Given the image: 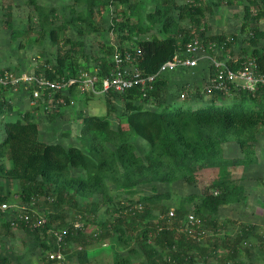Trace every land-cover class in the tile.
Segmentation results:
<instances>
[{
	"label": "trees",
	"instance_id": "16d2710c",
	"mask_svg": "<svg viewBox=\"0 0 264 264\" xmlns=\"http://www.w3.org/2000/svg\"><path fill=\"white\" fill-rule=\"evenodd\" d=\"M152 1L155 3L153 9L143 13L144 0H74L73 12L78 5H84V9L71 19L63 18L58 22L59 13L55 7L40 0H27L37 20L29 15L30 23L23 28L15 27L10 2L6 4L4 28L11 31V40L20 49L32 39L47 35L58 46L59 53L55 64L37 67L35 74L41 75L44 69L42 74L47 78L69 79L88 70L79 68L87 61L84 43L73 41L67 35L71 23L82 22L84 30L99 31L96 15L102 16L111 10L109 28L117 29L122 43L118 46L100 43L98 69L88 70L97 74L98 89L102 88L103 78L114 65L116 51L137 56L143 74L152 75L157 74L166 61L183 55L187 43L196 38H202L206 47L214 44L231 54L239 33L244 34L248 42L241 49L246 55L229 56L226 63L238 69L243 62L252 60L256 71L264 74V28L259 24L264 16V0H243L240 31L229 35L207 33L208 24L202 22L207 11L203 0ZM125 5L127 9L123 8ZM186 18L195 27L194 31L181 23L180 20ZM79 32L83 33V28ZM125 40H130L132 45L125 47ZM5 71L1 68L0 74ZM209 71L211 76L215 75L216 66L211 65ZM10 85L0 84V114L13 109L6 97ZM231 86L229 93L214 90L210 101L201 98L198 92L196 95L202 100L193 103L203 104L198 107L187 97L194 92L182 91L178 85L174 88L167 74L157 77L146 96L139 85L120 93L110 90L106 92V114L82 115L81 145L66 146L61 141L40 138L39 123L32 111L23 113L22 118H8L4 121V137L0 140V176L20 182L25 202L38 203L43 198L52 209L44 212L46 223L36 226L32 217L27 221L15 214L8 220L7 209L0 208V224L8 229L12 224L17 225L34 235L33 247L47 249L51 262L59 259L50 258V253L61 249L65 256L63 247L71 241L78 242L79 258H87V249L79 244L86 243L88 223L92 222L98 224L92 238L111 237L114 244L129 246L126 254L121 252L113 264H134L133 256L140 254L139 251L144 258L137 264H194L197 257L210 256H216L218 264H240L236 256L242 243L249 236L257 235L254 224L241 223L235 238L216 236L208 245L200 241V235L207 229L205 226L220 229L216 216L222 206L248 198L246 182L235 178L231 169L261 162L257 146L259 133L264 134V85L255 92ZM75 88L72 84L54 95L67 99ZM230 94L238 96L227 104L225 99ZM115 96L125 104L116 124L111 117L117 111ZM225 143L240 148L241 154L226 155ZM178 181L194 182L198 189L183 195L180 205L170 215L169 209L164 207L165 200L171 197L168 186ZM161 185L166 186L165 189ZM147 186L150 190H146ZM82 198L89 200L80 203ZM196 199H199L196 209L200 217L191 223L187 204ZM9 200L0 186V203ZM69 206L77 211L73 221L67 223L62 212ZM104 207L106 218L99 215ZM54 218H62V222L68 224L67 230L54 228L55 236L46 240L40 232L51 230ZM195 231L198 235L192 236ZM58 234L63 235L61 242ZM136 239L139 240L138 248L133 244ZM261 239L260 252L264 258V236ZM2 244L0 242V264H13L12 258L4 254ZM220 248L228 250L222 258L218 255ZM9 251L17 257L14 246H10ZM246 252L253 255L250 247H246Z\"/></svg>",
	"mask_w": 264,
	"mask_h": 264
},
{
	"label": "rangeland",
	"instance_id": "374dc122",
	"mask_svg": "<svg viewBox=\"0 0 264 264\" xmlns=\"http://www.w3.org/2000/svg\"><path fill=\"white\" fill-rule=\"evenodd\" d=\"M43 4L55 7L59 13L58 22L63 21V18L71 19L77 11L80 12L84 9V5L76 6V12L71 10L74 0H40ZM180 1V0H177ZM188 1V0H183ZM203 0V6L207 8L206 16L203 18V23L208 24V34H233L240 31L244 5L243 0ZM12 3L13 15L15 27L23 28L29 25V15L34 20H37V16L31 13L27 0H0V69L9 70L18 76L23 74L37 73V67H46L55 64L56 58L59 53V48L54 44L47 35H43L37 39H32L31 42L23 49L17 47L16 42H13L10 37L11 31L4 28V22L6 18V4ZM155 3L152 0H144V4L141 8V12L146 13L153 9ZM127 9L126 5L123 7ZM264 8V5H263ZM112 11L106 12L104 15H96L97 23L101 30L99 31H86L82 22L74 21L71 23L67 35L73 41H80L84 43L85 54L87 55V61L84 66L79 68L88 69L94 71L98 69L97 57L99 56L100 43H111L116 46L122 42L121 36L117 34V29L109 28L112 25ZM8 17V16H7ZM186 28L195 30V27L191 26L189 18L180 20ZM260 26L264 28V16L259 22ZM203 25V24H202ZM83 28V33L79 32V29ZM248 44L244 34L239 33V39L234 42L232 46V53L226 51L224 48L220 50L216 45L211 44L210 47L204 46L203 39L201 38L200 52L198 53L199 64L187 69L185 74L177 71L169 73L171 83L174 88L176 85L182 87V91H193L191 95H187L191 99V104L196 102L195 100L203 98L210 101L213 99V92L207 91L211 72L210 66L215 62H224L229 56L240 58L246 55L242 53L243 46ZM123 45L130 47L132 43L130 40H125ZM248 53V52H247ZM46 64V65H44ZM41 72L39 76H45ZM180 71V70H178ZM196 71V72H193ZM191 73V74H190ZM182 75V76H181ZM187 76V77H186ZM183 77H186L183 79ZM6 92V97L11 100L13 105L11 115L13 118H22L23 113L26 111H33L34 119L39 123L40 135L39 137L46 141H61L66 146L81 145L79 138V127L81 126V117L83 114H106V92L92 93L91 90H82L76 85L73 93L64 98L62 96V102L56 106L46 103V101L40 99L38 103H33V91L38 88L36 83L24 82L22 80L19 85L11 84ZM201 93L202 97L197 96V93ZM31 95V96H30ZM238 94H230L226 97L227 104L234 101ZM114 105L117 107V111L114 112L111 117L116 124L119 120V116L124 111L125 104L120 97L115 96ZM239 99V98H237ZM69 100V101H67ZM202 100V99H201ZM200 103L193 104L198 107ZM7 113L0 114V140L4 137L3 124L8 118H11ZM15 112H19L16 114ZM226 155H238L241 154L240 148L234 145L225 143ZM257 154L261 158V162L252 166H238L233 167V176L237 179L246 182L248 198L243 202L230 203L220 208L218 215L216 216L218 222V228L214 226H205L207 229L201 234L200 241L204 245H208L212 239L216 236L229 235L230 238H235L240 231L241 223H248L255 225L256 234L249 236L243 243L240 253L236 256V260L240 264L249 263H263L264 258L260 252L261 236H264V134L259 133V141L257 146ZM6 162V160H5ZM9 164V163H8ZM0 186L10 197L9 204L11 207L7 209L8 220L12 219L15 214L17 215L20 210L26 208V211L31 214L32 221L36 226H42L46 223L47 218L44 217V212L52 209L50 203H45L44 199L38 200V203L25 202L22 198L21 184L18 180H6L0 176ZM166 186L161 188L165 189ZM171 190V197L166 199V209L177 208L183 198V195L193 193L197 191L198 186L196 183L188 181H178L169 185ZM146 190H150L147 186ZM115 194L116 191L113 190ZM88 198L80 199V203H85ZM190 214L195 215V222L199 219V213L196 206L199 205V199L192 202H188ZM171 208V209H170ZM105 207L100 209L99 215L102 218L108 217L104 211ZM76 208L69 206L63 213L65 222L70 223L74 219ZM108 213V212H107ZM190 218V215H189ZM62 218H54L52 221V229H48L47 232L41 231L40 235L46 240H52L55 236L54 228H62V231L67 230V225L62 222ZM89 227L86 232V243L79 244L84 246L88 251V257L79 258L78 242L71 241L64 245L65 257L59 261L51 262L47 258V249H43L42 246L34 245V235H29L23 228L13 225L11 228H6L0 224V242L3 243L1 248L4 250V254H8L12 258L13 264H113L116 257H120L121 252L128 251V247L122 243H113L112 238H92L91 234L97 230L98 224L89 222ZM57 226V227H56ZM198 231L192 233V236L198 235ZM139 240H135L133 244L139 246ZM5 244V245H4ZM14 246L17 257L11 255L9 247ZM246 247H250L252 254L246 252ZM226 248H220L219 257L226 256ZM134 255V264L144 258L142 252ZM194 264H218V258L216 256H210L208 258H199ZM232 264V262H231Z\"/></svg>",
	"mask_w": 264,
	"mask_h": 264
},
{
	"label": "built area",
	"instance_id": "2783aa9c",
	"mask_svg": "<svg viewBox=\"0 0 264 264\" xmlns=\"http://www.w3.org/2000/svg\"><path fill=\"white\" fill-rule=\"evenodd\" d=\"M202 48L201 40L196 38L193 41L187 43L185 49L183 50V55H177L175 58L166 61L160 67L157 74L144 75L142 70L138 65L137 56L130 52L121 53L116 51L113 55L114 65L106 77L103 78L102 88L98 89L96 82L98 81V76L96 73H91L88 70H83L78 77H72L65 79H50L46 76H39L37 74H23L18 76L14 73L6 70L4 74H0V84L7 86L9 84L17 85L24 80V82L36 83L38 88L33 91V103H38L40 99L46 101V103L56 106L62 102V97L57 98L54 94L59 90H66L72 84L78 85L83 91L88 89L92 92H108L113 90L115 92H123L126 89L134 87L136 85L141 86L145 91L144 96L147 95V91L152 89L154 82L157 77L178 71L182 68H194L199 64L198 53ZM139 55V51L137 53ZM216 73L209 79V84L207 86V91L221 90L229 93L232 87L235 85L238 88L245 89L251 92H255L261 84L264 85V74H259L255 67L254 61L249 60L248 62H243V65L238 69L231 68L226 61L215 62ZM48 95H45L47 90ZM186 95V92L183 96ZM36 203L35 201H33ZM11 207L9 202H1V209H8ZM174 214V209H171L170 215ZM18 216L30 221L31 214L26 211V208L20 210ZM190 222H195V215L190 214ZM14 223V222H13ZM63 235L58 234V241H62ZM64 253L61 249L57 251H52L50 253V258L52 259H63Z\"/></svg>",
	"mask_w": 264,
	"mask_h": 264
},
{
	"label": "crops",
	"instance_id": "0c3cea01",
	"mask_svg": "<svg viewBox=\"0 0 264 264\" xmlns=\"http://www.w3.org/2000/svg\"><path fill=\"white\" fill-rule=\"evenodd\" d=\"M187 69H190V71L192 70L191 68H182V69H180V71H177V72H179V73H183V74H185L186 72H187V75L189 76V72L190 71H187ZM193 72H196V71H193ZM191 74V73H190ZM167 75H169V73H167ZM182 76V75H181ZM187 77V76H186ZM186 77H183V79L184 78H186ZM169 78H170V76H169ZM10 102H11V100H9ZM13 105H14V103H13ZM9 112V111H8ZM33 112V111H32ZM16 114H18L19 112H15ZM9 115H10V117L12 118V119H14L11 115L13 114V112L12 111H10L9 113H8ZM33 114H34V112H33Z\"/></svg>",
	"mask_w": 264,
	"mask_h": 264
}]
</instances>
